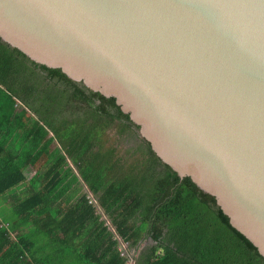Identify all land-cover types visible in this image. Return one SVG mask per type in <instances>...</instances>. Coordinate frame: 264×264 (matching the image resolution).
I'll use <instances>...</instances> for the list:
<instances>
[{
  "label": "water",
  "instance_id": "95a60500",
  "mask_svg": "<svg viewBox=\"0 0 264 264\" xmlns=\"http://www.w3.org/2000/svg\"><path fill=\"white\" fill-rule=\"evenodd\" d=\"M0 38L114 98L264 257V0H0Z\"/></svg>",
  "mask_w": 264,
  "mask_h": 264
},
{
  "label": "trees",
  "instance_id": "16d2710c",
  "mask_svg": "<svg viewBox=\"0 0 264 264\" xmlns=\"http://www.w3.org/2000/svg\"><path fill=\"white\" fill-rule=\"evenodd\" d=\"M116 123L119 132L138 139L136 163L104 146L103 134ZM68 178L81 195L62 206L57 199ZM24 182V194L13 197L12 217L0 220V258L127 264L89 202L90 192L136 251V264H264L215 197L164 163L114 98L34 62L0 38V196ZM30 224L31 235L44 241L39 247L28 234L11 239V231Z\"/></svg>",
  "mask_w": 264,
  "mask_h": 264
},
{
  "label": "crops",
  "instance_id": "0c3cea01",
  "mask_svg": "<svg viewBox=\"0 0 264 264\" xmlns=\"http://www.w3.org/2000/svg\"><path fill=\"white\" fill-rule=\"evenodd\" d=\"M34 172H35V169L32 170V175L34 174ZM62 185L66 187V190L62 191L63 193H61V195L57 199V203H62V206L65 203L76 201L78 197L81 195V190H79V185H77L76 182L73 181V179L68 178ZM27 186H28V182H24L18 187H14L10 191L0 196V212H1L0 220L4 219V217H9V218L12 217V214H13L12 206L14 204L13 197L17 196V194L23 195L24 194L23 192L26 190ZM22 187L24 188L23 190H22ZM32 228H33V225L30 224L29 226L22 227L20 230L11 231L10 232L11 239L16 240V235L18 233H21L24 235L28 234L29 239H31L39 247L42 243H44V241H42V237L40 236V234L31 235L30 232ZM145 244L146 242L144 243V245ZM26 253L27 255H29L27 251ZM37 260L38 259L29 258V261L31 262V264H40V263H36ZM15 262L19 264V261L13 258V254H7L6 258L4 257L0 258V264H15Z\"/></svg>",
  "mask_w": 264,
  "mask_h": 264
},
{
  "label": "rangeland",
  "instance_id": "374dc122",
  "mask_svg": "<svg viewBox=\"0 0 264 264\" xmlns=\"http://www.w3.org/2000/svg\"><path fill=\"white\" fill-rule=\"evenodd\" d=\"M102 137L104 146H114L116 149L115 152L118 156L129 158V162L131 163H136V161L140 159L141 150H139L138 139L131 132H119L117 123L109 130H106ZM72 167L77 173L76 168L74 166ZM23 189L24 188L22 187V190Z\"/></svg>",
  "mask_w": 264,
  "mask_h": 264
},
{
  "label": "built area",
  "instance_id": "2783aa9c",
  "mask_svg": "<svg viewBox=\"0 0 264 264\" xmlns=\"http://www.w3.org/2000/svg\"><path fill=\"white\" fill-rule=\"evenodd\" d=\"M89 202L92 203L97 209L98 212L101 215V218L105 220V224L108 226V228L113 232L114 239H116L118 244V251L120 255L124 258H126L127 264H136V256L137 253L134 251L133 248L130 247V244L128 241L124 240L116 231L115 227L110 223V220L108 217L104 214L103 210L98 206L96 198L92 193H88Z\"/></svg>",
  "mask_w": 264,
  "mask_h": 264
}]
</instances>
